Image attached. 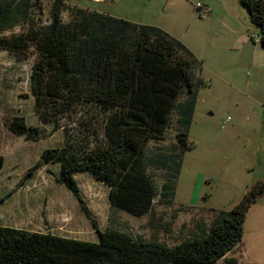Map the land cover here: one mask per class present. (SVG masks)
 <instances>
[{
	"label": "trees",
	"instance_id": "obj_1",
	"mask_svg": "<svg viewBox=\"0 0 264 264\" xmlns=\"http://www.w3.org/2000/svg\"><path fill=\"white\" fill-rule=\"evenodd\" d=\"M239 2L264 47V0ZM49 5L44 19L43 0H0V50L27 56L34 49L31 84L43 120L84 108L109 115L105 144L82 148L66 141L42 154L45 163L61 165L58 181L80 200L98 241L0 225V264H219L242 242L247 214L264 194V180L246 191L234 209L221 212L208 231L171 246L118 229L100 230L75 179L77 172H89L109 187L112 208L137 217L149 214L157 201L175 197L202 85L195 54L161 27L64 0ZM174 124L177 145L151 149L150 143L164 140ZM9 128L27 140L39 137V129L23 116H14ZM160 170L165 171L161 186Z\"/></svg>",
	"mask_w": 264,
	"mask_h": 264
},
{
	"label": "rangeland",
	"instance_id": "obj_2",
	"mask_svg": "<svg viewBox=\"0 0 264 264\" xmlns=\"http://www.w3.org/2000/svg\"><path fill=\"white\" fill-rule=\"evenodd\" d=\"M43 1L46 19L50 0ZM119 4L113 7L116 12L101 13L161 25L199 61L202 85L189 147L175 197L157 201L142 217L112 208L109 187L89 172H77L75 179L100 230L118 229L172 246L208 231L221 212L234 209L246 191L264 180V53L256 54L261 50L259 29L239 0H160L150 12H136L129 2ZM35 61L34 49L27 56L0 50V225L97 242L98 232L80 200L58 181L61 165L45 163L42 154L64 147L66 141L82 148L105 144L110 140V117L84 108L43 120L31 84ZM14 116L37 127L39 137L27 140L14 134L9 128ZM176 145L174 124L164 140L152 141L149 147L171 150ZM156 173L161 186L165 171ZM257 202L264 203V194ZM247 216L244 238L251 241L263 227H254L261 217L258 209ZM235 250L218 263L228 264V259L251 264V256Z\"/></svg>",
	"mask_w": 264,
	"mask_h": 264
},
{
	"label": "crops",
	"instance_id": "obj_3",
	"mask_svg": "<svg viewBox=\"0 0 264 264\" xmlns=\"http://www.w3.org/2000/svg\"><path fill=\"white\" fill-rule=\"evenodd\" d=\"M64 1L69 5H73V6L77 5V6H80V7L89 9V10L97 11V12H116L114 11V8H113L116 6V4L118 5L119 3H122V2H126V3L129 2L131 6L130 9H133L136 12H150L152 7L154 6L155 1L158 2L160 0H64ZM84 1H86L87 4H84ZM126 20H130L132 22L139 23V24L155 26L154 23L149 22V21H138L137 19H134V20L126 19ZM158 27H161L164 30L166 29L165 27H162L161 25ZM168 31L170 30L168 29ZM258 46L261 48L262 51L259 50V48H257L256 54L264 53L263 52L264 47L260 43ZM257 209L259 210V214L261 217L254 223V227L257 229H260V227L262 226L263 228L256 234V236H254V238L251 239V241L250 240L247 241L244 238L245 237V232H244L242 242L238 245L235 251H242L245 255H247V257L251 256L253 258V260L251 261V264H264V203L258 204V202H256L255 204H253L247 215H249L251 211H255ZM261 210L263 211L261 212Z\"/></svg>",
	"mask_w": 264,
	"mask_h": 264
},
{
	"label": "built area",
	"instance_id": "obj_4",
	"mask_svg": "<svg viewBox=\"0 0 264 264\" xmlns=\"http://www.w3.org/2000/svg\"><path fill=\"white\" fill-rule=\"evenodd\" d=\"M197 7H198V8H202V5H201V4H198ZM207 11H208V10H205L204 13L207 14ZM256 41L259 42V40H256Z\"/></svg>",
	"mask_w": 264,
	"mask_h": 264
}]
</instances>
